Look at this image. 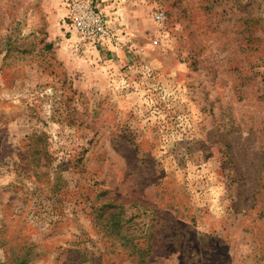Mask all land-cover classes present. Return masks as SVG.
Returning <instances> with one entry per match:
<instances>
[{
    "label": "rangeland",
    "instance_id": "374dc122",
    "mask_svg": "<svg viewBox=\"0 0 264 264\" xmlns=\"http://www.w3.org/2000/svg\"><path fill=\"white\" fill-rule=\"evenodd\" d=\"M122 5L0 0V264H264V0Z\"/></svg>",
    "mask_w": 264,
    "mask_h": 264
},
{
    "label": "built area",
    "instance_id": "2783aa9c",
    "mask_svg": "<svg viewBox=\"0 0 264 264\" xmlns=\"http://www.w3.org/2000/svg\"><path fill=\"white\" fill-rule=\"evenodd\" d=\"M122 10V0H64L68 32L79 42L105 49L117 39V30L108 8ZM162 12L156 17L161 19Z\"/></svg>",
    "mask_w": 264,
    "mask_h": 264
}]
</instances>
